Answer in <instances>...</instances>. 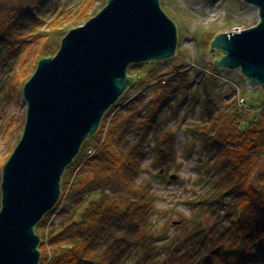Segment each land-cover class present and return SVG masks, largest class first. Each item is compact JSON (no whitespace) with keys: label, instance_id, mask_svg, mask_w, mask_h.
Listing matches in <instances>:
<instances>
[{"label":"trees","instance_id":"trees-1","mask_svg":"<svg viewBox=\"0 0 264 264\" xmlns=\"http://www.w3.org/2000/svg\"><path fill=\"white\" fill-rule=\"evenodd\" d=\"M96 1L88 0L76 14L53 20L39 17L37 10L22 13L21 3L3 10L0 46L5 47V55L15 57L13 70L19 68L10 82L25 84L41 60L59 51L66 24L75 28L91 19L89 12ZM151 75L140 74L139 82L130 80V87L144 90L156 80L175 79H167L165 86L155 84L156 97L139 112L133 109L136 101L129 113L115 114L118 106L111 108L102 130L86 141L66 169L61 193L68 201L37 225L42 228L47 217L58 212L47 236L35 228L41 238L40 264H170L173 258H178V264H188L191 249L201 251L196 264H245L257 248L264 247V107L255 117L238 109L214 113L217 104L210 96L203 106L206 125L196 124L193 129V146L201 143L210 149L207 159L201 156L198 161V179L204 185L188 202L194 212L175 236L155 227L156 196L148 183L138 182L143 172V141L154 130L156 165L163 171L176 162L174 133L160 114L179 94L182 82L177 79L185 80L187 70L175 69L158 78ZM132 126L137 141L128 146L124 138ZM191 238L196 242L192 246Z\"/></svg>","mask_w":264,"mask_h":264},{"label":"water","instance_id":"water-1","mask_svg":"<svg viewBox=\"0 0 264 264\" xmlns=\"http://www.w3.org/2000/svg\"><path fill=\"white\" fill-rule=\"evenodd\" d=\"M241 1L259 9L260 24L217 36L212 53L224 56L215 66L241 69L252 88H264V0ZM178 42L161 0H109L38 63L23 90L24 133L3 171L0 264L41 263L35 228L58 204L66 169L132 85L129 67L173 58Z\"/></svg>","mask_w":264,"mask_h":264},{"label":"rangeland","instance_id":"rangeland-1","mask_svg":"<svg viewBox=\"0 0 264 264\" xmlns=\"http://www.w3.org/2000/svg\"><path fill=\"white\" fill-rule=\"evenodd\" d=\"M87 1L0 0L2 13L0 19L6 13L3 10H11V5L16 3H21L19 11L24 14H27L28 11L35 12L37 10L36 14L39 17L53 20L57 16L64 17L68 14H76L77 11L85 8ZM105 6L106 3L103 0H97L89 12L91 19ZM161 7L178 28L179 42L176 55L169 60L131 65L128 69V77L136 78L139 82L140 74L145 76V74L151 73L152 77L158 78L163 74L172 73L175 69L186 68L187 70L185 80L184 78L177 79L182 82H179V94L173 96V99L164 105L165 108L160 114L161 121L174 133V156L172 157L176 162L169 164L166 168L163 167V171L160 166L156 165L154 149L157 135L152 130L148 133V139L143 141L145 144L141 166L143 172L138 177V182L148 183L156 196V214L153 216L155 227L158 230H166L170 236H175L181 231L180 227L183 222L191 217L194 212L193 207L188 202L202 190L204 185L198 179V161L201 156L203 159H207L210 149L203 148L201 143L193 146L196 137L193 132L194 127L196 124L205 126L208 120V115L203 111L204 102L210 101L209 96L211 100L216 102L214 113L218 110H221L222 114L239 110L236 93L233 90L235 85L241 90L240 97H245L247 100V106L251 113H260V111L255 110H261L264 107V88H252L241 69L217 68L218 71L213 72L215 62L220 61L223 56L218 51L215 54L212 53V42L223 33L254 28L260 24L261 20L259 9L241 0H161ZM89 20H84L78 27L85 25ZM68 27H70L69 23L63 28L66 34L71 31L70 29L78 28ZM57 53L58 51L51 57ZM5 54V47L0 46V210L2 207L1 185L4 166L22 139L28 112V104L23 94L27 82L22 85H20L21 83L18 85L15 82H10L15 73H18L19 68L14 71L15 57L11 54ZM169 79L172 80L175 77L171 76ZM165 85L163 84V86ZM156 92L154 86L138 90L133 85L128 88L115 105L118 108L114 113L131 112L132 101H136L133 109L135 108L139 112L154 100ZM101 130L102 124L96 134ZM124 139L128 146L137 141L134 126L125 133ZM88 141H91V137L88 138ZM172 176L177 177V179L171 180ZM68 177L69 172L66 174V179ZM66 198L61 193L54 210L60 211L63 203L68 201ZM54 219H56L55 215L47 217L42 228L37 226V232L42 235L44 231L47 236ZM185 243L189 245V241ZM194 243L196 242L191 238L190 245L192 246ZM182 245L184 246V244ZM255 252L252 260L245 264H264V247L257 248ZM200 254L201 251L191 249L190 255L186 257L188 264H196ZM170 264H178V258H173Z\"/></svg>","mask_w":264,"mask_h":264},{"label":"built area","instance_id":"built-area-1","mask_svg":"<svg viewBox=\"0 0 264 264\" xmlns=\"http://www.w3.org/2000/svg\"><path fill=\"white\" fill-rule=\"evenodd\" d=\"M160 82L165 85L167 83V78H162L156 82H153L151 86H154L155 84L160 83ZM234 86H233V90L236 93L237 106L239 107V110L244 112L246 115L253 114L250 112V109L247 106V100L245 99V97H240V94H241L240 88H238L237 86H235L236 87L235 88ZM254 114L258 115L259 113L254 112ZM57 213L55 214V216L57 215Z\"/></svg>","mask_w":264,"mask_h":264},{"label":"flooded vegetation","instance_id":"flooded-vegetation-1","mask_svg":"<svg viewBox=\"0 0 264 264\" xmlns=\"http://www.w3.org/2000/svg\"><path fill=\"white\" fill-rule=\"evenodd\" d=\"M218 52H220L222 54V56H224V53L223 52H221V51H218Z\"/></svg>","mask_w":264,"mask_h":264}]
</instances>
